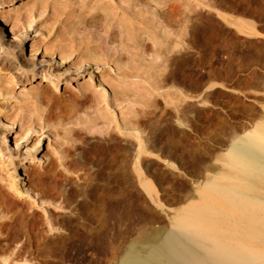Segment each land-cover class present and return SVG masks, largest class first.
<instances>
[{
	"label": "rangeland",
	"instance_id": "rangeland-1",
	"mask_svg": "<svg viewBox=\"0 0 264 264\" xmlns=\"http://www.w3.org/2000/svg\"><path fill=\"white\" fill-rule=\"evenodd\" d=\"M88 1L30 2L16 18L31 17L29 44L72 57L105 45L99 64L57 56L52 81L26 84L0 63V264H118L119 230L168 225L206 180L234 176L224 154L264 121V0L101 1L134 11L122 37Z\"/></svg>",
	"mask_w": 264,
	"mask_h": 264
},
{
	"label": "bare ground",
	"instance_id": "bare-ground-1",
	"mask_svg": "<svg viewBox=\"0 0 264 264\" xmlns=\"http://www.w3.org/2000/svg\"><path fill=\"white\" fill-rule=\"evenodd\" d=\"M101 1L103 0H89L84 6L89 10V5L95 3L98 10H102L100 22L105 20L107 24L112 23L110 21L112 20L118 24L117 27L119 26L117 30L116 26L113 28L110 25L113 30L118 31V34L113 31L116 35L122 32L124 34L122 33L123 35L120 37L126 33L129 35L130 26L133 27L135 22L132 25L130 22L132 20L128 18L129 16L132 18L134 11L133 14L124 10L118 13V7L114 10L110 3ZM8 2L10 5L5 6ZM30 2L32 3L31 12L40 11L45 5L44 0H0V31L4 37L7 28L8 33L15 40V43H11L10 46L11 50L15 52L13 54L15 56L12 55L13 58H10L11 52L0 44V53L2 51L0 63H3L2 65L11 71L15 81L26 84L28 82L31 84L38 76L52 81L53 78L48 72L49 67L53 64L51 59L59 56L61 60H67L71 56L62 52L63 50H58L52 43L41 45L36 40V42L30 41V44L26 42L22 33L23 25L26 23L31 26L33 21L28 16L24 20H19L20 18L17 20L16 17L20 16L21 8L30 5ZM121 2L123 5V1ZM84 3L79 6H83ZM95 6L92 7L93 10ZM96 15L99 17L100 13ZM218 16L223 22L228 23L225 16ZM133 18H135L134 15ZM147 24L150 23L147 22ZM112 28L110 29L112 30ZM110 29L108 31H111ZM237 29L239 30V28ZM136 30H140V28L137 27ZM108 35L109 32L107 37ZM111 41H114L113 38ZM98 44V42L93 46L89 44L85 51L78 50L69 59V67L82 68L84 65L99 64L102 61L101 53L102 55L106 54L103 53L105 52L103 47L106 46L103 43V47ZM40 48L43 50L40 57L49 58L46 65H43V61L26 58L24 55L28 49L30 55H35ZM93 72L99 73L101 70L94 69ZM107 104L109 105V102ZM6 122L9 123L8 120ZM11 122L10 124L14 125V122ZM8 136L9 131L0 132L3 144ZM32 148L35 151V147ZM36 156L33 155L31 159L34 160ZM224 158L226 164L233 170L234 176L218 173L217 177L206 180L203 183L204 190L197 198V203L188 205L177 213L174 212V215H169L171 217H169L168 225L165 221L166 224L163 222L151 224L152 226L148 227L139 225L119 230L118 264H264V121L256 123L241 138L232 142L224 154ZM24 161V157L17 161L19 169L23 171L25 170L22 167ZM3 181L4 179L0 178V191ZM8 186L16 194H21L15 185ZM146 186L148 184L144 187ZM196 197L197 195L195 199Z\"/></svg>",
	"mask_w": 264,
	"mask_h": 264
},
{
	"label": "water",
	"instance_id": "water-1",
	"mask_svg": "<svg viewBox=\"0 0 264 264\" xmlns=\"http://www.w3.org/2000/svg\"><path fill=\"white\" fill-rule=\"evenodd\" d=\"M231 24L234 26H238V23H236V22H231Z\"/></svg>",
	"mask_w": 264,
	"mask_h": 264
},
{
	"label": "trees",
	"instance_id": "trees-1",
	"mask_svg": "<svg viewBox=\"0 0 264 264\" xmlns=\"http://www.w3.org/2000/svg\"><path fill=\"white\" fill-rule=\"evenodd\" d=\"M0 26H1V24H0Z\"/></svg>",
	"mask_w": 264,
	"mask_h": 264
}]
</instances>
